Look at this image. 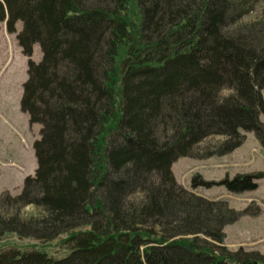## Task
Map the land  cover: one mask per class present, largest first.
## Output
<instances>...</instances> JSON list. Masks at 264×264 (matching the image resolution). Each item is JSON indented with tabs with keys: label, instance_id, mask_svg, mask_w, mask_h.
I'll return each mask as SVG.
<instances>
[{
	"label": "trees",
	"instance_id": "trees-1",
	"mask_svg": "<svg viewBox=\"0 0 264 264\" xmlns=\"http://www.w3.org/2000/svg\"><path fill=\"white\" fill-rule=\"evenodd\" d=\"M258 3L0 0V24L10 34L23 25L24 55L36 44L43 54L28 61L21 101L42 127L38 169L19 196H0L13 212L0 214V238L60 239L67 252L9 248L0 264H264L224 246L242 214L187 191L172 172L180 158L234 151L246 133L264 148V37L226 32ZM213 136L225 141L197 154ZM262 178L218 185L240 194ZM138 192L140 205L128 204Z\"/></svg>",
	"mask_w": 264,
	"mask_h": 264
},
{
	"label": "rangeland",
	"instance_id": "rangeland-1",
	"mask_svg": "<svg viewBox=\"0 0 264 264\" xmlns=\"http://www.w3.org/2000/svg\"><path fill=\"white\" fill-rule=\"evenodd\" d=\"M95 2V1H94ZM92 3V1H91ZM22 30V23L17 25V34ZM252 31V33H251ZM229 34L242 33L253 37H264V0H259L255 12L226 30ZM16 35H10L6 23L0 31V196L9 194L19 196L30 175H35L37 160L33 149L39 139L41 126L30 124L29 116L20 107L23 85L27 81L28 61L22 54ZM42 52L39 45L34 47L32 60L39 63ZM264 96V91H263ZM264 124V116L261 117ZM225 139L213 136L201 143L196 153L214 152ZM173 174L179 185L195 195L209 200H224L229 208L242 216L224 229V245L230 251L240 248L264 253V178L258 180L259 188L252 192L233 194L224 187L192 190V179L202 176L206 182L220 183L233 180L237 176L264 174V148L253 133H248L243 145L223 156L181 158L173 166ZM144 195L138 192L129 198L128 204L139 206ZM33 210L30 208V213ZM29 212V208L22 210ZM21 212V213H22ZM13 213L0 206V214ZM14 248L20 251L38 249L55 258L66 255V249L57 239L44 243L33 238H21L7 235L0 238V252Z\"/></svg>",
	"mask_w": 264,
	"mask_h": 264
}]
</instances>
